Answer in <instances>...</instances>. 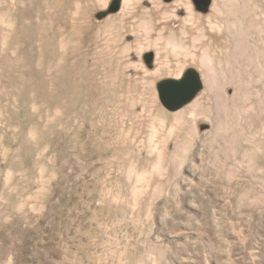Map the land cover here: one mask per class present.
Here are the masks:
<instances>
[{"label":"rangeland","instance_id":"374dc122","mask_svg":"<svg viewBox=\"0 0 264 264\" xmlns=\"http://www.w3.org/2000/svg\"><path fill=\"white\" fill-rule=\"evenodd\" d=\"M159 1L0 0V264H264L263 153L168 136L180 108L137 71L164 47Z\"/></svg>","mask_w":264,"mask_h":264},{"label":"bare ground","instance_id":"6f19581e","mask_svg":"<svg viewBox=\"0 0 264 264\" xmlns=\"http://www.w3.org/2000/svg\"><path fill=\"white\" fill-rule=\"evenodd\" d=\"M130 1L123 0L122 8L127 9L125 7ZM192 1L174 0L172 6L157 2L167 21L154 42L157 46V42L163 40L164 47L155 52L153 72L142 65L137 71L143 77L153 75L160 81H166L183 80L193 66L200 68L203 73H197L202 88L190 102L171 115L175 123L171 125L168 136L173 130L185 133L188 146L192 143L196 147L198 143L203 147L204 142L214 145L222 140V136L232 132L241 134L249 146L260 150L264 156V0H211L205 14L196 12ZM181 9L186 11L183 18L178 15ZM171 19H179L180 27L172 28L169 24ZM164 34L167 37H163ZM139 48V55H142L145 49L143 46ZM210 102L213 109L210 110L215 113L212 119L199 110ZM227 112L231 114L228 125ZM193 133L197 135L198 142L193 141ZM224 141L223 145H226ZM173 145L172 161L175 165L186 147ZM223 150L221 145L217 147L218 153ZM244 157H248L244 162L251 165L252 154L246 152ZM163 159L159 152L156 169L162 168ZM221 162L235 165L227 160ZM172 167L175 176L181 174L180 168ZM238 203L243 207L242 200ZM164 252H160V260Z\"/></svg>","mask_w":264,"mask_h":264},{"label":"water","instance_id":"95a60500","mask_svg":"<svg viewBox=\"0 0 264 264\" xmlns=\"http://www.w3.org/2000/svg\"><path fill=\"white\" fill-rule=\"evenodd\" d=\"M197 7L206 10L211 0H194ZM119 3H115L113 11H117ZM202 88L198 73L190 69L183 80H166L159 86L160 100L168 110H177L190 102ZM171 96L174 99L171 100Z\"/></svg>","mask_w":264,"mask_h":264}]
</instances>
